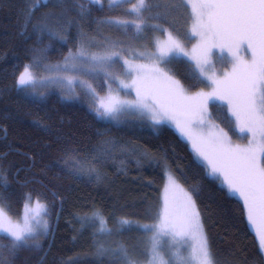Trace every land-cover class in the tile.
I'll list each match as a JSON object with an SVG mask.
<instances>
[{"label":"trees","instance_id":"16d2710c","mask_svg":"<svg viewBox=\"0 0 264 264\" xmlns=\"http://www.w3.org/2000/svg\"><path fill=\"white\" fill-rule=\"evenodd\" d=\"M150 2V10L143 15L160 13L161 17L148 21L163 24L184 37L190 9L174 7L176 0ZM80 4L91 9L83 19L78 12ZM30 6V0H0V176L7 182L0 186V205L8 215L18 217L31 194L32 199L47 205L48 232L33 237L15 255L8 247L0 249L3 264H122L111 253L98 255V242L110 249L123 244L135 262L145 261L151 231L139 225L159 222L167 171L192 192L214 260L219 264H264V253L243 202L209 175L204 160L178 129L166 123L154 124L148 114L135 109L122 111L115 119L98 116L96 97L80 90L71 95L60 83L17 85L25 65L31 64L39 74L36 65H57L70 51L75 53L81 32L85 40L94 41L89 51L102 50L106 33L112 39L116 27L103 21L109 17L136 20L127 11L131 4L125 2L110 9L106 2L100 8L88 5L86 0H66L65 20L73 23L57 25L54 18H49V27L57 31L63 28L65 39L34 27L45 14L63 11L55 6V0L38 7L31 24L25 27ZM126 32L130 34L131 28ZM149 33L147 30L146 35ZM127 48L124 45V53ZM134 62L142 63L137 59ZM161 67L186 90L206 87L185 59L171 57ZM86 69L87 64L74 73L89 80L98 96L110 97L106 88L104 93L100 91L105 85L102 80ZM208 109L214 123L233 139L240 138L224 105L212 102ZM91 167L96 171L90 173ZM96 211L111 229L110 236L98 234L100 224L91 218ZM85 214L88 219H84ZM122 218L133 223L121 227ZM0 244L10 245V239L0 235Z\"/></svg>","mask_w":264,"mask_h":264},{"label":"snow or ice","instance_id":"6c2138e0","mask_svg":"<svg viewBox=\"0 0 264 264\" xmlns=\"http://www.w3.org/2000/svg\"><path fill=\"white\" fill-rule=\"evenodd\" d=\"M50 0H30L25 19V27L32 22L35 10L42 4L47 5ZM78 2V0H77ZM105 2L108 7L114 8L121 3L128 2L131 7L127 10L134 14L136 20H122L119 18H106L103 22L117 27L127 28L129 25L136 29L137 37L144 30L150 28L166 34L167 39L161 42L158 38L154 41L155 51L129 50L133 59L124 56L123 42L105 38L102 50L89 51L92 40H85L84 33L80 46L75 53L70 51L65 57L63 65L48 66L50 75L41 78L50 83H64L69 85L78 79L77 76L65 77L62 72H78L87 64V71L91 74L102 72L108 84L110 94L109 103L101 104L95 111L98 116L115 119L117 114L135 109L148 114L154 124L165 121L175 123L177 129L192 141V147L197 156L202 158L209 168V175H217L223 178V183L230 193H237L243 201L247 219L257 231L259 247L264 252V0H176L174 7L181 5L190 9L191 26L188 29L189 40L198 38V45L193 46L190 59L195 62L202 77L211 84L210 93L199 92L188 95L180 81L174 79L165 71L161 64L167 63L170 56L183 54L185 51L182 39L163 27V24H149V19H160L161 14L154 17H145L143 13L151 8L150 0H86L88 5L103 8ZM55 6L63 9L60 13H47L41 22L34 25L41 31H47L50 35L65 39L60 31L49 27V18H54L60 25L66 22L69 26L71 19L67 16L66 0H55ZM91 9L84 4L79 5L81 19L90 14ZM218 48L223 54L228 53L231 71L217 76L213 70V49ZM135 59H145L150 63H135ZM117 60L122 62L123 72L116 74L111 69ZM32 65H25L17 78V85L30 86L36 83ZM112 83H116L124 89L135 91V99L121 100L118 96L111 95ZM85 90L93 97H98V92L90 83L81 81ZM119 91V88L117 89ZM212 99L226 101L227 110L234 118L233 125L247 139L246 144H235L229 133L219 125L214 124L208 111V103ZM209 126L215 131L207 136L196 135L194 128ZM246 134V135H244ZM109 142H105L107 145ZM108 149L105 148L104 151ZM96 159V157H93ZM91 167L89 172H95ZM6 179L0 176V186L6 185ZM179 189L183 196L179 205L169 199V189ZM0 193V197H2ZM31 198V194H28ZM37 204L40 202L37 200ZM27 204L25 208H27ZM43 207L47 208L44 204ZM85 214L84 219H88ZM91 218L99 222V235H111V229L107 228L104 217L98 212H93ZM160 225H139L144 231H153L151 238V259L149 264H170L160 255L158 238L163 235H171L175 239L181 237L187 239L195 229L201 232V240L198 247H188V255L182 256L180 252L172 253L175 264H219L214 260V253L202 234L199 221V212L196 209L192 192L184 190L177 179L169 174L168 187L165 188L163 208L160 213ZM133 222L122 218L121 227L131 225ZM47 223L44 228L47 229ZM35 229L29 223L27 215L23 216V224L13 222L3 207H0V234L10 239V245L0 244V249L8 247L15 253L22 247H27L33 238ZM111 253L118 256L122 264H137L128 248L120 244L115 249H110L98 242L97 254L104 256ZM0 264H3L0 259Z\"/></svg>","mask_w":264,"mask_h":264},{"label":"rangeland","instance_id":"374dc122","mask_svg":"<svg viewBox=\"0 0 264 264\" xmlns=\"http://www.w3.org/2000/svg\"><path fill=\"white\" fill-rule=\"evenodd\" d=\"M148 23L151 24V22H149V21H148ZM190 26H191V17H190V21L188 23V27L187 28H183V31H185V29H186V31L184 32V37L185 38L178 36V37H180L182 39L185 51L187 53H189V55L185 56L183 54H176V55L170 56L169 58L176 57V58H182V59L187 60L189 63H191L193 65L194 69L200 75L199 69H197L195 67V62L192 59H190V57L192 55L193 46L194 45H198V38H193L191 40H189L187 38V33H188V29L190 28ZM128 27L131 28V33L130 34H128L126 32L127 28H123V27H117L116 26L112 30V32H113L112 40H117L118 39V40L123 42V47H124V45H126L127 47H130V48H127V52L124 53V56L126 58H128V59H130L132 57L130 55V52H129L130 49L134 50V51H140V52L155 51L154 41L157 38L161 42H164L167 39L166 34L162 33L161 31H157L156 34L155 33L153 34L152 31H154V30H151L150 28H144L142 33H140L139 37H137L136 29L134 27H132L131 25H129ZM147 30H150V33L148 35H146ZM180 30H182V29H180ZM159 33H161V34H159ZM106 34H107L106 35L107 38H110V35L108 33H106ZM174 35H176V34H174ZM99 50H101V48L95 49L94 51H99ZM63 60L64 61H62L60 63V65L64 64L65 59H63ZM137 61H141L142 63H145V64L150 63V61L145 60V59H137ZM212 63L214 65V69H207V71L211 72V71L214 70L218 77L222 76L225 72L231 71L232 65L229 62L228 53L226 51L223 54H221V52H220V50L218 48H214L213 49V55H212ZM121 65H122V62L117 60L116 64L111 69V71H113L114 73H116L118 75L121 74L123 72V68H122ZM48 66H54V65H50V64H39V65H36V67H40V71L38 72L39 74H37V73H35L33 71L34 75L37 77L36 83L34 85H36V86H42V85L46 86V84H50V82H47L46 80L42 81V79H41V78L48 77L50 75H56L55 72H49L47 70ZM97 73H98V75H96V74L92 75L91 74V76H96L97 78L102 80V82L106 86L104 85V88L100 89V91L104 93L105 90L107 89V92L109 94L108 84L106 83V78H105L104 74L102 72H97ZM62 74H66V75H63L65 77L77 76L76 73H74V72H62V73H60V75H62ZM77 77H78V79H76L73 82L72 85H69L67 83V81H65L64 83H60V85L63 87V90L67 89L68 91H70L71 95H73L78 90L86 91L85 90V85L81 84V81H86L87 83H90V81L89 80H84L83 78L81 79L80 76H77ZM200 77L206 82V87L203 88V89L195 90V91H189V90H186L184 88L188 95H192V94L199 93V92L210 93L213 90L211 84L206 80V78L202 77L201 75H200ZM30 86H32V85H30ZM111 87L113 89L112 93H117L118 94L117 96H118L119 99H121V100H133V99H135V91L134 90H132V89H124L122 87H119L116 83H112ZM118 88H119V91H117ZM126 93H128L127 94L128 96L125 95ZM212 102L222 104L227 109L226 101H220L218 99L210 100L209 103H208V108H209V104L212 103ZM107 103H109V97H104V96L96 97L97 106H99L101 104H107ZM208 111H209V109H208ZM230 117L232 118V120H234V118L231 116V114H230ZM163 123H166L167 125H170L171 127L177 129L175 123L172 122V121H165ZM214 124H216V123H214ZM235 130L238 133V136L240 138H242V134H240L236 128H235ZM192 131L196 135L207 136L210 132L215 131V129H213V128L209 127V126H205L203 128H194ZM244 135H246V134H244ZM240 138L233 139L231 137L232 142L235 143V144H246L247 143V139L242 138L243 141H241ZM189 141L192 144V141L191 140H189ZM204 164H205V167L207 169V172L209 173V168L207 167V164H206L205 161H204ZM169 174H171L169 171H167L165 173L164 184H163V187H162V194H161V196H162V207H161V210L163 208V198H164V194H165V188L168 187V175ZM215 177L218 178V180L227 188V186L223 183V178L220 177L219 174L215 175ZM178 184L184 190H186L180 183H178ZM232 194L237 196L238 198H240L237 193H232ZM168 195H169V199L170 200H174L177 205H179V203L182 200V196H183L182 192L179 189H172V188L169 189ZM36 201H37V199H32V198L27 197L25 202H24V204H23V207H22L20 215L18 217H11L10 215H8V216L11 217L13 222L20 223L22 225L23 224V216L27 215L29 223L35 229V233H34L33 237H41V236H44L45 234H47V232H48L47 231L48 227H47V229L44 228V224L47 223V225H48V222H47V217L45 215V208L43 207V205H44L43 202L38 200L40 203L37 204ZM241 201H242V199H241ZM26 204L28 206L27 208H25ZM0 207H2V206L0 205ZM199 221H200V219H199ZM160 223H161V221L159 219V222L156 225H160ZM250 227L253 230V232L256 234V238H257V240L259 242L258 234H257L256 229L251 224H250ZM201 231H202V234L204 235L202 227H201ZM0 235H4V234H0ZM4 236H6V235H4ZM153 236H154V230L151 231V234H150V237H149V249H148V257H147V259L145 261L139 262L137 264H149V261L151 259V238ZM200 240H201V232H198L195 229H193L192 232L188 235L187 239L181 237V238H179L177 240V239L173 238L169 234V235H163V236L159 237L157 242L160 245V248H159L160 255L164 258V260L165 261H170V264H175V260H173V258H172V253L180 252V254L182 256H187L188 255V247L189 246H191L193 248L198 247V245L200 243ZM157 264H159V261H157Z\"/></svg>","mask_w":264,"mask_h":264}]
</instances>
